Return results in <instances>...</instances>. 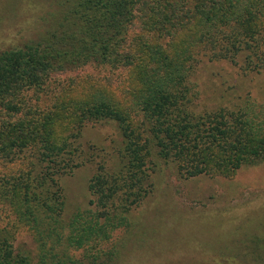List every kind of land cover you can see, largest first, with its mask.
I'll list each match as a JSON object with an SVG mask.
<instances>
[{
    "label": "trees",
    "instance_id": "obj_1",
    "mask_svg": "<svg viewBox=\"0 0 264 264\" xmlns=\"http://www.w3.org/2000/svg\"><path fill=\"white\" fill-rule=\"evenodd\" d=\"M0 13V34L11 23L23 33L27 17L41 27L0 49V264H117L131 213L156 188V160L182 180H231L264 163V101L198 111L194 80L204 58L264 73V0H0ZM88 64L104 74H67ZM107 121L120 137L116 161L95 163L87 207L66 216L61 179L94 161L80 138ZM238 216H226L228 230ZM261 226L248 240L223 229L185 249L202 264H264ZM21 233L34 258L13 247ZM147 248L141 264H174Z\"/></svg>",
    "mask_w": 264,
    "mask_h": 264
},
{
    "label": "rangeland",
    "instance_id": "obj_2",
    "mask_svg": "<svg viewBox=\"0 0 264 264\" xmlns=\"http://www.w3.org/2000/svg\"><path fill=\"white\" fill-rule=\"evenodd\" d=\"M28 19L27 17L22 23L25 24L23 33H17L15 26H11L14 23H11L6 32L0 34V49L17 44L22 40V34L29 37L41 31L37 20L33 21L31 18L29 22ZM87 72L99 76L104 74L99 73L100 70H97L94 64L74 69L67 74ZM194 80L199 91L198 111L220 106L233 109L242 104L247 95L260 102L264 101V73L244 75L237 66L228 61L202 59L197 66ZM119 141V133L113 122L90 123L84 127L80 138L81 145L83 149L92 147L97 155L92 163L62 177L66 216L77 209L87 207L90 199L87 182L93 167L101 158H106L108 165L113 167ZM152 171L156 188L145 204L131 213L130 219L135 228L126 237L117 264H141L137 257L143 253L151 254L146 251L149 245L171 253L169 258L175 256L174 264H202V260L194 257V250L185 249L186 245L190 243L189 245H199V248L204 247L212 243L214 236L221 235L223 229L226 230L228 240L239 237L248 240L252 234L263 228L261 223H264V163L241 168L231 180L206 176L182 180L178 178L173 163L161 160H156ZM257 202L262 204L258 205ZM215 213L221 215L216 218L218 220L213 218ZM236 215H239L236 219L243 215L240 221L235 223L237 230H228L231 226L229 223L225 224L229 219L226 216ZM15 237L13 247L26 251L34 258L36 244L32 237L27 233ZM233 250L231 254L234 253ZM229 256L231 255H226Z\"/></svg>",
    "mask_w": 264,
    "mask_h": 264
}]
</instances>
